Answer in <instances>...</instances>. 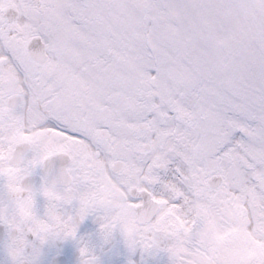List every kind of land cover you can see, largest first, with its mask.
Instances as JSON below:
<instances>
[{
  "label": "snow or ice",
  "instance_id": "1",
  "mask_svg": "<svg viewBox=\"0 0 264 264\" xmlns=\"http://www.w3.org/2000/svg\"><path fill=\"white\" fill-rule=\"evenodd\" d=\"M0 264H264V0H0Z\"/></svg>",
  "mask_w": 264,
  "mask_h": 264
}]
</instances>
